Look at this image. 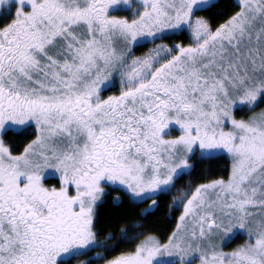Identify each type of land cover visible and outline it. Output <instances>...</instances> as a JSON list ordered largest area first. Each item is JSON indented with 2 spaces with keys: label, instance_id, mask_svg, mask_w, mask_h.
I'll list each match as a JSON object with an SVG mask.
<instances>
[{
  "label": "snow or ice",
  "instance_id": "1",
  "mask_svg": "<svg viewBox=\"0 0 264 264\" xmlns=\"http://www.w3.org/2000/svg\"><path fill=\"white\" fill-rule=\"evenodd\" d=\"M0 264H264V0H0Z\"/></svg>",
  "mask_w": 264,
  "mask_h": 264
},
{
  "label": "trees",
  "instance_id": "2",
  "mask_svg": "<svg viewBox=\"0 0 264 264\" xmlns=\"http://www.w3.org/2000/svg\"><path fill=\"white\" fill-rule=\"evenodd\" d=\"M230 2V0H221V5H222V7H224V6H227V4ZM220 164H222V163H224V162H219ZM212 167H218L219 166V164H212L211 165Z\"/></svg>",
  "mask_w": 264,
  "mask_h": 264
}]
</instances>
